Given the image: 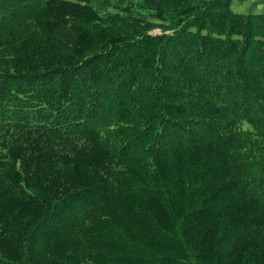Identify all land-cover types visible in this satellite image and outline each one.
<instances>
[{
  "label": "trees",
  "instance_id": "trees-1",
  "mask_svg": "<svg viewBox=\"0 0 264 264\" xmlns=\"http://www.w3.org/2000/svg\"><path fill=\"white\" fill-rule=\"evenodd\" d=\"M231 3L0 0V264H264V7Z\"/></svg>",
  "mask_w": 264,
  "mask_h": 264
},
{
  "label": "rangeland",
  "instance_id": "rangeland-1",
  "mask_svg": "<svg viewBox=\"0 0 264 264\" xmlns=\"http://www.w3.org/2000/svg\"><path fill=\"white\" fill-rule=\"evenodd\" d=\"M264 7V0H232L231 8L237 13L259 12ZM264 11V8H263ZM156 29L152 33H159Z\"/></svg>",
  "mask_w": 264,
  "mask_h": 264
}]
</instances>
